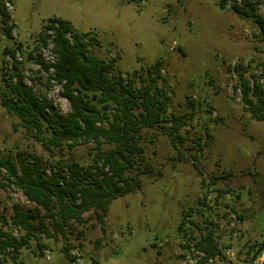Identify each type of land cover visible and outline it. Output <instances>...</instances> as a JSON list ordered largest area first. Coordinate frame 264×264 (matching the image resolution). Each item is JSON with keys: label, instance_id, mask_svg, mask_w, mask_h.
<instances>
[{"label": "rangeland", "instance_id": "obj_1", "mask_svg": "<svg viewBox=\"0 0 264 264\" xmlns=\"http://www.w3.org/2000/svg\"><path fill=\"white\" fill-rule=\"evenodd\" d=\"M3 1L12 16L14 39L4 35L0 10V157L35 155L50 174L61 161L86 166L114 146L104 144L101 150L90 142L51 152L3 106L2 76L15 73L5 50L22 43L17 58L27 84L53 101L60 114L70 111L61 86L48 83L40 65L29 58L42 52L52 59L51 44L42 46L39 35L54 17L69 21L74 31L89 32L87 39L95 36L94 53L114 59L113 73L132 79L135 86L141 74L161 61L166 80L159 83H165L170 96L166 115L189 116L181 128L187 140L180 145L188 160L180 158L160 128H144L143 164L149 162L163 174H143L141 188L114 200L104 223L94 210L86 212V221L68 230V241L43 235L41 252L31 239L17 264H264V122L252 117L240 89L241 74L264 87V31L258 20L238 14L232 0L225 8L220 0ZM237 1L241 5L245 0ZM251 1L264 18V1ZM195 153L201 172L190 160ZM5 175L0 166V181L6 184L0 185V214L8 219L0 227L20 237L24 231L10 222L14 205L37 206ZM210 231L217 247L204 260L196 243ZM67 243L75 261L64 254ZM6 264L15 262L7 257Z\"/></svg>", "mask_w": 264, "mask_h": 264}, {"label": "trees", "instance_id": "obj_2", "mask_svg": "<svg viewBox=\"0 0 264 264\" xmlns=\"http://www.w3.org/2000/svg\"><path fill=\"white\" fill-rule=\"evenodd\" d=\"M228 1L220 0L221 8H225ZM232 1L238 14L255 17L264 31V18L256 12L254 2L245 0L240 5L237 0ZM0 10L4 35L12 40V16L3 0H0ZM88 35L89 32L74 31L69 21L54 17L49 19L39 35L42 46L51 44L52 59H45L42 52L36 57L29 54V58L46 73L47 82L54 81L61 86V95L70 103V111L66 115L60 114L47 96L36 93L27 84V76L21 71V61L17 58V52L22 51V43L5 50V55L12 59L15 73L9 78L5 73L2 76L6 87L2 96L3 106L17 116L46 149L53 152L55 148L67 146L72 150L90 142L101 150L104 144L114 146L98 152L97 158L86 166L77 160L70 164L61 161L59 165L52 166L50 174L35 155L18 153L17 160L0 157V166L6 170L8 182L21 189L37 206L23 208L14 205L10 222L24 233L19 237L12 230L0 227V264H6L7 257L17 264L21 248L28 246L31 239L37 242L40 251L46 246L42 242L43 235L54 239L61 235L68 241V230L75 223H84V214L90 210H94L104 223L114 200L141 188L143 174L162 175V170H156L151 163L143 164L146 147L141 140L144 128H160L179 150L180 158L188 160L180 151V145L187 140L181 128L187 124L189 116L166 115L170 96L165 83H159L160 79L166 80L161 73V61L141 74L140 85L135 86L132 79L113 73L114 59H102L94 53L92 47L99 40L95 36L87 39ZM5 63L6 60L2 68H5ZM37 79L41 80L42 76ZM240 89L252 117L264 122L263 84L241 74ZM190 157L201 172L199 155L195 153ZM0 185L6 186L1 181ZM36 208H42L44 213ZM0 221L8 224L4 214H0ZM214 247L217 244L212 231L196 243V248L205 252L204 260L215 253ZM63 251L71 261L78 258L71 253L68 243Z\"/></svg>", "mask_w": 264, "mask_h": 264}]
</instances>
